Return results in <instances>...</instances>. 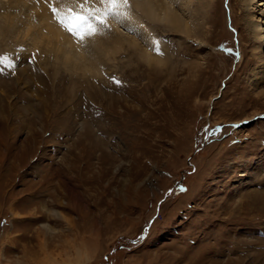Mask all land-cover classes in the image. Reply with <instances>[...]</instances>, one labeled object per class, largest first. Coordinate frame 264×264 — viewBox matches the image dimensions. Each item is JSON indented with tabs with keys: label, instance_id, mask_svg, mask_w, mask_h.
<instances>
[{
	"label": "rangeland",
	"instance_id": "obj_1",
	"mask_svg": "<svg viewBox=\"0 0 264 264\" xmlns=\"http://www.w3.org/2000/svg\"><path fill=\"white\" fill-rule=\"evenodd\" d=\"M171 1L76 53L0 0V264H264V0Z\"/></svg>",
	"mask_w": 264,
	"mask_h": 264
},
{
	"label": "bare ground",
	"instance_id": "obj_2",
	"mask_svg": "<svg viewBox=\"0 0 264 264\" xmlns=\"http://www.w3.org/2000/svg\"><path fill=\"white\" fill-rule=\"evenodd\" d=\"M9 1V0H8ZM16 1V0H15ZM23 1V0H21ZM25 1V0H24ZM36 1V0H35ZM82 1V0H81ZM80 0H56V4L54 5L55 7L59 8V9H64L65 7H71L73 9L78 8L79 4H81ZM98 0H90V4L91 3H95L96 7H101L99 6L100 4H98L99 2H97ZM261 1L263 0H238V6L240 7V15H242L243 13H250V11H252L254 9V5L255 3L257 4L256 6H263L261 3ZM20 2V1H19ZM37 7H41V11H43V14L38 16V12L37 9L35 12L37 13H31L35 19H37L39 21V28L38 26H36L38 29V35L41 37H47L50 38V40L55 39L56 41L59 40L60 42H63V47L66 49H73L75 50L76 53H78L77 49H82L85 46H88L91 48V46H93L94 48H99L98 45L100 46V42L102 40L103 44H101L103 47L109 46L111 48L113 47H118L119 45V41L118 39L116 41H114L111 44V40L104 38L103 39H99L95 38L92 39V37H89V39L86 37L83 41L80 40H75V38L73 36H70L69 34H67L66 32H64V29H61L54 21L52 16L50 15L49 11L47 10L48 6L46 5L47 0H37ZM83 2V1H82ZM171 0H129L130 3V8L127 9V18L124 19L123 21V25L124 26H132V27H136L137 29H139V31L141 32H146L147 31V27L145 26V24L143 23V19L146 18L149 22L151 21L152 23H158L160 24H164L165 22H169L170 25L174 28H179L180 22L182 24H185L182 18L177 17V12L175 11V8L173 6V4H171ZM175 2V1H174ZM32 2L29 4L31 5ZM51 4V3H50ZM14 5V4H13ZM20 5V4H18ZM52 5V4H51ZM35 6V5H34ZM33 6V7H34ZM44 6V7H42ZM32 7V8H33ZM36 7V6H35ZM50 7V6H49ZM89 4L85 5V8H88ZM7 9L9 7H6ZM30 8V7H29ZM183 8V7H182ZM258 8V7H257ZM31 9V8H30ZM34 9V8H33ZM9 10V9H8ZM177 10V9H176ZM33 11V10H32ZM138 11L137 14H135V12ZM258 11V10H257ZM264 11V10H263ZM262 11V12H263ZM180 12V11H179ZM10 13V11H9ZM63 14V12H62ZM28 15V14H27ZM180 16V15H179ZM31 17V16H30ZM243 17H245V15H243ZM9 18V17H8ZM34 19V20H35ZM33 20V19H32ZM36 20V21H37ZM31 22V21H29ZM115 22V23H114ZM37 24V23H36ZM107 24L108 27H112V26H116L121 28L122 24L118 23L116 20L109 18L107 20ZM243 24L245 25L247 32H249V34L255 36L257 34L258 29L262 28L263 25L259 24V23H249L248 21H244ZM250 24V26L248 25ZM32 25V24H31ZM141 25H143V27H140ZM28 27V26H26ZM32 27V26H31ZM35 27V28H36ZM113 27V28H114ZM264 27V26H263ZM111 28V29H113ZM184 28V27H183ZM32 29V28H31ZM47 30V31H46ZM48 32V34L45 33ZM106 32V31H105ZM107 33V32H106ZM108 34V33H107ZM263 34V33H262ZM261 34V35H262ZM124 35V34H123ZM129 34H126V36H122V38L126 39L127 44L131 41V37L128 36ZM101 36V35H100ZM104 36V33H103ZM107 36V35H106ZM113 37V36H112ZM40 38V37H39ZM69 38V39H68ZM91 38V39H90ZM108 38L109 35H108ZM32 41V40H31ZM59 41H57L56 45L58 46H62L59 44ZM107 41V42H106ZM118 41V42H117ZM46 42V41H45ZM51 42V41H50ZM35 43V42H33ZM88 43H92V45H88ZM46 44V43H45ZM49 44V43H47ZM52 44V43H51ZM62 44V43H61ZM33 45V44H32ZM54 45V46H56ZM133 45V44H131ZM127 46V45H126ZM47 47V46H46ZM49 47V46H48ZM51 47V46H50ZM120 47V45H119ZM53 48V47H52ZM60 48V47H59ZM101 48V46H100ZM110 48V49H111ZM67 49V51H68ZM70 51V50H69ZM83 51V50H82ZM88 52H86V54H75L77 55V61H80L81 63L84 62V58L85 56L87 57V53L88 55L92 53V51H89V49L87 50ZM108 50H106V52H108ZM115 51V50H114ZM104 52V51H103ZM74 53V52H73ZM82 53H85V51H83ZM67 54V53H66ZM72 54V53H71ZM68 56V55H67ZM100 56V54H99ZM110 56V54H109ZM66 57V56H64ZM106 57V56H105ZM97 58V57H96ZM65 59V58H64ZM101 59V58H100ZM99 61V60H98ZM87 65V64H86ZM86 65H83L86 67ZM93 65V64H92ZM87 68V67H86ZM89 69V68H87Z\"/></svg>",
	"mask_w": 264,
	"mask_h": 264
},
{
	"label": "snow or ice",
	"instance_id": "obj_3",
	"mask_svg": "<svg viewBox=\"0 0 264 264\" xmlns=\"http://www.w3.org/2000/svg\"><path fill=\"white\" fill-rule=\"evenodd\" d=\"M98 2L102 7H96L95 3L90 4V0H84V3L79 4L76 9L65 7L62 10L51 4L49 6L61 27L76 39L83 41L86 37L98 34L101 29L108 28L107 20L109 18L122 25L124 19L127 18V9L130 8L129 0H98ZM86 4H90V6L85 8ZM140 27H143V25ZM125 30L145 40L144 35L136 27L126 26ZM152 43L159 54V42L153 40ZM115 83L119 84L120 81H115Z\"/></svg>",
	"mask_w": 264,
	"mask_h": 264
}]
</instances>
